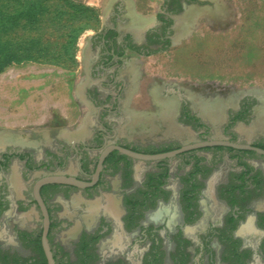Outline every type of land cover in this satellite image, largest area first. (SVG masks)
Instances as JSON below:
<instances>
[{
    "label": "flooded vegetation",
    "instance_id": "obj_1",
    "mask_svg": "<svg viewBox=\"0 0 264 264\" xmlns=\"http://www.w3.org/2000/svg\"><path fill=\"white\" fill-rule=\"evenodd\" d=\"M203 2L160 0L156 10L155 0L154 11L141 14L131 0H113L84 53L81 94L94 110L86 133L31 145L0 138V255L9 264H43L35 186L51 175L89 183L38 188L55 264H160L165 257L172 264H264L261 97L234 95L214 122L193 105L190 96H201L151 81L142 87L143 60L167 50L179 20ZM157 100L174 104L170 119L160 116ZM142 113L157 123L140 120ZM209 141L251 148L212 144L157 159L112 148L100 163L108 146L154 155ZM20 245L29 253H19Z\"/></svg>",
    "mask_w": 264,
    "mask_h": 264
},
{
    "label": "rangeland",
    "instance_id": "obj_2",
    "mask_svg": "<svg viewBox=\"0 0 264 264\" xmlns=\"http://www.w3.org/2000/svg\"><path fill=\"white\" fill-rule=\"evenodd\" d=\"M154 1L131 0L141 14L152 13ZM112 2L0 0V61L8 62L0 70V138L31 145L86 131L94 110L81 94L84 53ZM179 21L167 50L143 60L142 87L185 90L203 97L190 96L198 108L200 100L227 97L225 107L234 95L264 91V0H204Z\"/></svg>",
    "mask_w": 264,
    "mask_h": 264
},
{
    "label": "water",
    "instance_id": "obj_3",
    "mask_svg": "<svg viewBox=\"0 0 264 264\" xmlns=\"http://www.w3.org/2000/svg\"><path fill=\"white\" fill-rule=\"evenodd\" d=\"M242 93H250V92H242ZM252 93L257 94L259 97H261V99L263 98L262 95H264V91H260V90L252 92ZM212 144H226V145H231V146L237 147V148H251L248 145L227 143V142H224V141H209V142H202V143H196V144L183 145L181 148H179L177 150L169 151V152H166V153L154 154V155H142V154H134V153H132V152H130V151L124 149V148L119 147V146H108V147H106L103 150V152H102V154L100 156V163H101L103 157L105 156V154L109 150H111L112 148H116L119 151L130 153V154H132V155H134L136 157H140V158H144V159H157V158H161V157H164V156H171V155L175 154L176 152L188 150V149H191V148H194V147H199V146H204V145H212ZM254 149H256V148H254ZM256 150H259V149H256ZM99 168H100V164L98 166V169ZM46 182L71 183V184H74V185H77V186H80V187L88 185L89 183L81 182V181L75 180L73 178H68V177L61 176V175H51V176H47V177H44L43 179H41L35 186V196H36V199H37V201H38V203H39V205L41 207V210L43 212V215H44L43 230H42V235H41L42 250H43V253H44V256H45V259H46V263L47 264H55L54 257H53V254H52L49 242H48V238H47V232H48V226H49L48 216H47L46 209H45V207H44V205H43V203H42V201H41V199L39 197V194H38L39 186L41 184H43V183H46Z\"/></svg>",
    "mask_w": 264,
    "mask_h": 264
},
{
    "label": "bare ground",
    "instance_id": "obj_4",
    "mask_svg": "<svg viewBox=\"0 0 264 264\" xmlns=\"http://www.w3.org/2000/svg\"><path fill=\"white\" fill-rule=\"evenodd\" d=\"M178 31H179V29H178ZM198 103H199L198 106H199L202 114L214 122L217 121V119H219V117L222 113L223 105L225 104L224 101H222L219 98L200 100ZM158 105H159V103H158ZM259 122H260V124H262L259 127H264V111L261 112ZM83 133L79 132L78 135H81ZM6 141H8V140H6ZM1 142H3V141H1ZM4 142H5V140H4Z\"/></svg>",
    "mask_w": 264,
    "mask_h": 264
},
{
    "label": "crops",
    "instance_id": "obj_5",
    "mask_svg": "<svg viewBox=\"0 0 264 264\" xmlns=\"http://www.w3.org/2000/svg\"><path fill=\"white\" fill-rule=\"evenodd\" d=\"M134 19H135V22L136 23L139 21L138 17H136V16H134ZM177 32H178V29H177ZM156 89H157V87H156ZM157 96L158 95H157V90H156V99H157ZM157 108H158V113L160 114V116L162 118L170 119V116H171V114L174 111V104L173 103H170V102L169 103H164V102L160 101L159 102V105L157 103ZM139 119L142 120V121H145V122H150L154 126V124L157 123L158 116H156V117H154V116H147L145 113H142V114H140ZM171 129L173 130V128H171ZM170 130H168V131H170ZM79 132L80 133H83L84 132L81 136H83L86 133V131H84L83 129H81ZM78 133L76 132L73 135L74 136H77V137H80V135H78Z\"/></svg>",
    "mask_w": 264,
    "mask_h": 264
},
{
    "label": "trees",
    "instance_id": "obj_6",
    "mask_svg": "<svg viewBox=\"0 0 264 264\" xmlns=\"http://www.w3.org/2000/svg\"><path fill=\"white\" fill-rule=\"evenodd\" d=\"M80 29H82V27L77 28V32ZM73 32H75V31H73ZM67 34L70 35V32H68ZM70 38H72V36H70ZM7 64H8V62H6V61H0V70L2 69L3 66H5ZM39 248H40V251L42 254V248L40 245H39ZM42 256H43V254H42ZM7 260L8 259L6 257H3V256L1 257V255H0V264H9V262ZM43 264H46V260H45L44 256H43Z\"/></svg>",
    "mask_w": 264,
    "mask_h": 264
}]
</instances>
